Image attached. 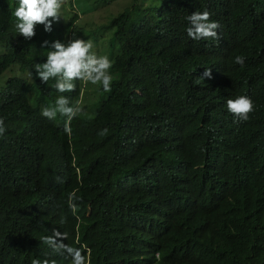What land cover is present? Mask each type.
Here are the masks:
<instances>
[{
	"label": "trees",
	"instance_id": "trees-1",
	"mask_svg": "<svg viewBox=\"0 0 264 264\" xmlns=\"http://www.w3.org/2000/svg\"><path fill=\"white\" fill-rule=\"evenodd\" d=\"M102 1L109 7L117 0ZM137 1L132 0L130 7L100 29L111 33L110 55L117 54L109 70L114 83L108 95L109 107L117 109L105 111L101 121L58 132L51 154L43 158L26 137L40 129V115L34 108L49 106L45 95L25 79H20L22 86L13 96L12 88L18 72H34L36 63L46 61L43 42H62V33L53 26L46 32L43 25H37L35 36L26 40L15 29L18 5L10 14L11 0H0V14L6 20L0 17V49L4 50L0 79H5L0 82V117L6 127L0 135V229L11 237L4 249L13 264H27L36 252L47 255L33 244L24 246L17 241L14 225L35 231L61 224L63 215L76 227L80 243L92 248L99 245L105 231L103 210L113 220L122 217L120 207L114 211L102 203L108 193L119 205L122 168L107 154L121 157L126 149L156 157V171L177 174L183 180L192 221L197 216L217 221L210 247H221L236 223L264 242V0H165L162 9L140 6ZM210 6L220 25L219 39L200 43L188 37L186 18ZM91 39L98 44L97 35ZM167 40L176 41L180 49L169 50L172 42L158 44ZM236 56H243L245 66L255 74L249 83L254 113L243 122L228 121L214 132L183 133L181 123L164 113L173 94V67L197 58L212 66L223 63V58L236 64ZM104 128L108 133L99 135ZM112 128L114 137L108 140ZM52 152H57V158ZM72 157L75 168L67 180L65 171ZM192 170L201 177L197 183L195 178L191 181ZM216 188V205L200 211L201 204L214 202ZM72 192L79 197L74 201L75 212L68 207ZM24 219L40 226L35 229ZM197 264H203V257Z\"/></svg>",
	"mask_w": 264,
	"mask_h": 264
},
{
	"label": "clouds",
	"instance_id": "clouds-1",
	"mask_svg": "<svg viewBox=\"0 0 264 264\" xmlns=\"http://www.w3.org/2000/svg\"><path fill=\"white\" fill-rule=\"evenodd\" d=\"M87 1L90 0H11L10 14L18 5L14 16L15 29L20 36L30 40L36 34V26L43 25L46 32H51L52 26L59 29L63 37L62 42L55 40L49 44L44 41L46 61L36 63L34 72H18L12 88L13 96L22 86L20 79H25L45 95L49 106L41 110L39 105L34 108L40 115V129L32 136H24L32 150L43 158L51 154L58 132L101 121L105 111L117 109L109 107L111 100L108 98L114 83V74L109 70L117 54L110 55L111 33L100 31L109 23L90 31L80 30L79 25L77 27L79 16L75 14L65 28L58 26L61 8L69 6L86 15ZM147 1L153 5L145 7L161 9L167 2ZM213 11L210 6L208 10H196L187 16L188 37L200 43L219 39L217 29L220 25ZM0 17L5 23L1 14ZM103 33L110 34V41L105 56H98L92 51L95 42L91 38L97 35L100 39ZM170 42L174 45L167 46L169 50L180 49L176 41L158 44ZM234 62L236 64L223 58V63L212 66L206 59L197 58L173 67V94L164 113H171L181 123L183 133L214 132L228 121L243 122L254 113L249 83L255 74L245 66L243 56H236ZM0 82L5 83V79ZM4 121L0 117V135L6 131ZM113 132L112 128L108 140L114 137ZM107 133L108 129L104 128L99 135ZM121 154V157L107 154L112 163L122 168L118 182L119 205L115 199H109L108 193L107 200L102 203L114 211L120 207L122 217L113 220L106 209L103 210L101 219L105 231L99 237V245L92 248L80 243L76 227L67 223L63 215L61 224L47 228L37 221L24 219L26 224H34L35 229L37 225L40 227L30 231L14 225L11 228L17 241L24 246L33 244L47 254L41 257V253L36 252L27 264H197L202 257L203 264H264V242L257 241L239 223L231 225L221 247H210V236L217 228V221L201 216L192 221L188 214V190L183 180L177 174L156 171V157H144L129 149ZM56 155L54 152L52 157L57 158ZM72 158V165L65 171L67 180L75 168ZM193 178L195 183L201 179L196 170L191 171V181ZM216 191L214 202L210 206L201 204L200 211L216 205L218 188ZM77 199L75 192L69 194L68 207L73 212ZM6 231L0 229V264H13L4 249V243L11 239Z\"/></svg>",
	"mask_w": 264,
	"mask_h": 264
},
{
	"label": "rangeland",
	"instance_id": "rangeland-1",
	"mask_svg": "<svg viewBox=\"0 0 264 264\" xmlns=\"http://www.w3.org/2000/svg\"><path fill=\"white\" fill-rule=\"evenodd\" d=\"M87 6V14L83 15L79 10H73L69 6L60 9L61 18L59 19L60 24L58 25L61 28H65L70 19L74 17L75 14L79 16V25L80 30L85 28L86 31L96 29L102 25H107L111 18L117 17L123 10L132 5V0H118L110 6L109 8L103 5L101 0H90L85 2ZM137 4L140 6H152L147 0H139ZM155 5V4H154ZM57 22V21H55ZM53 22V23H55ZM83 34V33H82ZM110 41V34L103 33L100 35L99 43L97 45L93 44L92 51L95 52L98 56H105L106 49L108 48ZM4 50L0 49V54H3Z\"/></svg>",
	"mask_w": 264,
	"mask_h": 264
},
{
	"label": "bare ground",
	"instance_id": "bare-ground-1",
	"mask_svg": "<svg viewBox=\"0 0 264 264\" xmlns=\"http://www.w3.org/2000/svg\"><path fill=\"white\" fill-rule=\"evenodd\" d=\"M106 208V207H105ZM110 208V207H109ZM108 209V208H107ZM107 211V210H106ZM118 211V210H117Z\"/></svg>",
	"mask_w": 264,
	"mask_h": 264
}]
</instances>
